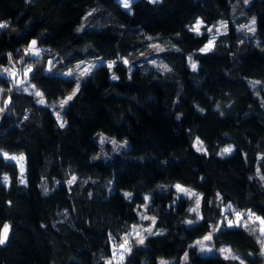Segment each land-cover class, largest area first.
<instances>
[{
	"label": "trees",
	"instance_id": "trees-1",
	"mask_svg": "<svg viewBox=\"0 0 264 264\" xmlns=\"http://www.w3.org/2000/svg\"><path fill=\"white\" fill-rule=\"evenodd\" d=\"M131 8L120 0H0V23H7L0 29V69L21 59L49 103L74 90L63 74L76 63L118 56L130 62L117 61L111 70L98 63L63 111V128L52 107L37 103L32 92L10 88L0 73L11 100L2 101L0 147L26 159L21 184L16 161L0 155V230L11 225L0 264H104L112 253L108 234L119 237L138 221L136 209L146 195L163 235L148 237L125 264H185V253L187 264H264L257 224H220L228 204L264 216V0H133ZM251 18L254 34L241 36L238 26ZM197 19L204 22L201 36L188 30ZM220 19L227 31L212 52L200 53L210 38L206 27ZM34 39L41 54L25 56ZM153 43L174 47L156 53ZM49 60L59 61L51 73L44 71ZM100 131L129 144L95 158ZM196 138L207 154L196 150ZM227 143L234 149L221 156ZM72 176L77 180L69 185ZM176 183L200 193L199 223H186L197 220L189 211L193 200L183 194L177 200ZM217 224L213 242L230 246L238 260L192 247Z\"/></svg>",
	"mask_w": 264,
	"mask_h": 264
},
{
	"label": "snow or ice",
	"instance_id": "snow-or-ice-1",
	"mask_svg": "<svg viewBox=\"0 0 264 264\" xmlns=\"http://www.w3.org/2000/svg\"><path fill=\"white\" fill-rule=\"evenodd\" d=\"M150 2L152 3H159V0H150ZM245 3H248V0H244ZM123 7L126 10L130 11V3L129 0H123ZM93 12L96 11V9L92 10ZM92 12L89 13V15H91ZM255 18H253L252 20V25L253 27L250 28V31H255L254 25H255ZM204 22L203 20L197 19V21L195 22L194 25H192L191 27L188 28L189 31L194 32L197 36H201L203 35V33L201 32V28L203 27ZM7 27V23H0V29L6 28ZM83 25L81 26L80 29H77V31H82L83 30ZM221 28L224 29V31H227V25L225 23H221ZM207 32H212L211 28L206 29ZM220 33V29H217V34ZM146 39L148 40H154L153 37H147ZM37 40H32L31 43L29 44L28 48L24 50V54L25 56L28 55H34V56H39L41 54V49L37 48ZM214 46H215V36L212 37V39H210L208 41V43H206L204 45L203 48L199 49L200 53H209L212 52L214 50ZM172 47L174 46H170V48H164L161 47L159 44L153 43L151 45V48L154 52L156 53H161V52H165V51H169ZM176 51H180V49H175ZM19 51V50H17ZM11 54H9L10 56ZM141 55H144V53H141ZM102 59V58H101ZM117 61L122 62L124 65H128L130 62L128 59L123 58V57H117V60L111 61L107 63V67L109 68V70H111L113 68V66L117 63ZM59 61L56 60L55 62L53 60H49L48 61V68L45 69L44 71L51 73L53 68L55 67V63H58ZM152 63L155 65L156 61L153 60ZM189 63L191 68L193 69V71H195L197 69V64L191 59V57H189ZM81 64H83V62H81ZM81 64H78L76 66L77 69H79V72L77 74V72L75 70H69L67 73H64L63 75H66L67 77L71 78L72 81L75 82V88L74 90L71 92L70 95L66 96L64 99L58 101V105H59V111H57L55 113L56 115V119L57 122L59 124V127L63 128L65 127L67 121L64 120L61 116V112L66 110V106L69 105V103L71 101H73L76 97L77 94L80 93L81 91V81L85 80V78H91V76L93 75V70L94 68H96V64H87L84 65L83 67H81ZM160 67H162L165 71H171L170 68H168L167 65H160ZM129 72H131V68L128 69ZM20 71L23 72V75L27 78L29 76V74L34 75V71L32 67H28L26 69V71L24 69H21ZM0 73H8L10 76L15 77L17 75V73H9L8 69L4 68V69H0ZM112 80H117L118 77L113 74L111 76ZM15 83L20 84L21 81L16 80ZM253 84V86H255L256 84H260V81H254L251 82ZM33 89H35V86H32ZM24 91H28L27 88L23 89ZM0 91H3L2 89H0ZM34 97H37L38 99L36 100L37 103L41 104V105H47L48 107H53L55 108L56 105L55 104H48V102L46 101V99L44 98V95L42 92L40 91H36L34 90L31 93ZM11 100L9 99L8 101H6L7 103H10ZM5 108H0V112H4ZM200 111L202 112L203 109H200ZM27 118V117H26ZM105 140H107V137H104L103 135H101L100 138V142L104 143ZM114 145L116 144L115 140L111 141ZM126 143V142H125ZM194 147H196V150L198 152H204L206 153V150L203 148V144L202 141H199V139L197 138L196 144L194 145ZM233 151V148L231 146L224 148L221 152L220 155L224 156L226 154H230ZM0 155H2L6 160H10V161H17L18 163L24 160V157L21 156L19 158H17L16 156H9L7 153H0ZM21 175L23 177V173H24V168L23 165L21 164ZM261 179L264 180V176H261ZM3 182L7 183L9 181V178L7 176H4L2 178ZM77 180L76 176H72L71 179H69L67 181V184L71 185L73 183H75ZM21 184L26 183L25 179L21 178L19 181ZM174 188L176 189L178 195L176 197L177 200L181 199L180 197V193H183L185 197H187L188 199H192L193 197H197L195 200V207H191L189 209L190 212H194L197 213V220L193 221V220H189L186 223L188 224H193V223H199L200 220H203L204 218L202 216H199V208H200V203H201V199L202 197H200L199 194L185 189L182 185H180L179 183H177L176 185H174ZM45 194H47V189H45ZM218 198L220 199L221 203L223 202V197H220L219 194ZM124 199L128 200V201H132L133 200V195L132 193L129 192H125L123 194ZM143 199L145 200V203L143 205H138L137 206V215L139 217L138 221L136 223H133L131 225H126V228L129 230H126L123 232L122 235H120L119 237L114 236L112 233L108 234L109 237V243L111 244V248H112V253L111 256L109 258H107L104 262V264H125L126 260H129L132 256L133 253V249L134 248H139V246H144L146 240L148 239V237L150 236H158V235H163L162 231H155L154 228L156 226V217L155 216H149L147 215V212L150 210V197L149 196H144ZM175 200L173 201V205L175 204ZM171 207V206H170ZM229 212H234L235 215V220L233 219H228V215L227 213ZM222 215V220L220 221V224H225V226L232 228V227H236V228H240V227H244V228H248L249 224L251 223L252 225H256L258 223L259 226V233H260V237H264V217H260V216H256L255 213L251 212V210H248L246 213L245 212H240V211H235L232 207L231 204H228L225 209L222 210V212L220 213ZM143 221H150V226L148 227H144L142 222ZM220 224H217L215 226H210L211 227V231L205 235L202 240H198L194 243V245H192V247H196L199 246L200 251L203 252H212L213 249L210 247H207L205 245V241H211L213 239V233L215 232H219L221 230L220 228ZM9 228L10 226L8 224H5L3 226V229L0 230V245H3L6 243V241L9 239ZM253 231H255V229H253ZM260 237H258L259 243L261 244V255L264 256V239H261ZM221 254H225L224 255V259L225 260H238L239 257L235 256L232 254V250L229 249H224L221 248L218 250ZM188 253L184 254V261L185 264H187L188 261ZM159 264H170L169 261L166 260H161L159 262ZM240 264H244V261L241 260Z\"/></svg>",
	"mask_w": 264,
	"mask_h": 264
},
{
	"label": "rangeland",
	"instance_id": "rangeland-1",
	"mask_svg": "<svg viewBox=\"0 0 264 264\" xmlns=\"http://www.w3.org/2000/svg\"><path fill=\"white\" fill-rule=\"evenodd\" d=\"M121 1V3H122V5H123V0H120ZM132 1L133 0H129V3H130V10H132V8H131V4H132ZM201 20V19H200ZM252 20H253V18H251L250 20H249V22H247V23H245V24H240L239 26H238V30H239V34L241 35V36H250V35H253L254 34V32L253 31H250L249 29L250 28H252L253 27V25H252ZM225 23L226 25H227V22L225 21V20H223V19H220V20H218V21H216V22H214V23H212V24H210V25H208L206 28L208 29V28H211L212 29V32H210V38L208 39V41L210 40V39H212V37L213 36H215V40H216V38H217V36L219 35V34H221V33H224L225 31H224V29L223 28H221V23ZM195 24V23H194ZM193 24V25H194ZM254 28H255V25H254ZM204 29V25H203V27L201 28V31ZM217 29H220V33L219 34H217ZM242 38V37H241ZM208 41L206 42V43H208ZM204 47V46H203ZM202 47V48H203ZM26 48H28V47H26ZM37 48H38V46H37ZM191 57V56H190ZM102 58V59H101ZM101 58H95V59H91V60H83V61H80V62H78V63H76L75 65H73L70 69H68L67 70V72L69 71V70H75L76 72H77V74H78V72H79V69H77L76 68V66L78 65V64H81V62H83V64H81V67H83L84 65H87V64H93V63H95L96 65L98 64V63H101V62H106V63H108V62H111V61H114V60H112V59H105V58H103V57H101ZM191 59L197 64V62L191 57ZM190 64V63H189ZM22 62H21V59H19V60H17V59H12L11 60V62L8 64V65H6V66H4L3 67V69L4 68H6V69H8V71H9V73H17V75L15 76V77H12V76H10L8 73H5V75L10 79V88H17V89H19V90H23V89H25V88H27L28 89V91L29 92H33L34 90H36V91H40L33 83H31L30 82V80L28 79V77L26 78L24 75H23V72L22 71H20L21 69H22ZM26 69H27V66H25V68H24V70L26 71ZM66 72V73H67ZM16 80H19V81H21V83L20 84H17V83H15V81ZM254 81H256V80H252V82H254ZM35 86V89H33L32 88V86ZM257 86L259 85V84H256ZM0 89H2L3 91H0V108H3L4 107V105H3V100H6L7 101V98L5 99V94H7V92L9 91V90H7V89H3V86H0ZM188 92H189V94H190V96H192V94H193V88L191 87V86H188ZM73 91V90H72ZM72 91H70L66 96H68V95H70L71 94V92ZM41 92V91H40ZM65 96V97H66ZM64 97V98H65ZM37 98V97H36ZM44 98H45V96H44ZM63 98V99H64ZM38 99V98H37ZM46 99V98H45ZM60 100H62V98L60 99ZM60 100H58V101H60ZM3 101V102H2ZM46 101H47V99H46ZM58 101H55V102H51V103H49L48 102V104H55L56 105V107L55 108H53V111H54V113H56L57 111H59L60 109H59V105H58ZM190 103H191V101H190ZM0 114H1V112H0ZM61 116H62V118H63V111L61 112ZM64 119V118H63ZM101 135H103L104 137H107V140H105V142L104 143H101L100 142V138H101ZM96 138L98 139V141H99V143H100V151H99V153L97 154V155H95V158H100V154H104V155H107V154H109V152L112 154V153H115L116 151H118V150H120V149H123V148H126L127 146H128V141L127 140H125V141H120V140H118L117 138H115L114 136H111L110 134H107L106 132H104V131H100L99 133H97L96 134ZM199 139V138H198ZM112 140H115L116 141V144L114 145L111 141ZM196 141H197V138L195 139V141H194V144H196ZM199 141H202L201 139H199ZM126 142V143H125ZM202 144H203V148L206 150V148H205V145H204V143H203V141H202ZM229 146H231L233 149H234V144H232V143H227V144H225V145H223L222 147H221V150H220V152L224 149V148H226V147H229ZM109 148L111 149L110 151H109ZM0 153H7L9 156H16L17 158H19V157H21V156H23L24 157V160L23 161H21V162H17L16 161V163L18 164V166H19V172H20V176H21V178H23V179H25L26 178V159H25V155H24V153H22V152H15V151H10V150H7V149H5V148H1L0 147ZM102 158V157H101ZM104 158H109V157H104ZM21 164L23 165V168H24V173H23V177H22V175H21V171H20V168H21ZM5 176H7L8 177V174L7 173H5ZM72 178V177H71ZM177 184V183H176ZM175 184V185H176ZM180 185H182L185 189H188V190H191V191H193V192H195V193H197V194H199L200 195V193L196 190V189H194L193 187H190V186H188V185H184V184H182V183H179ZM180 194H183V193H180ZM184 195V194H183ZM196 198L197 197H193L192 198V200H193V204H192V206L191 207H195V200H196ZM143 205V204H142ZM147 215H149V216H154V214L152 213V212H150V211H148L147 212ZM195 215H196V217H197V213H195ZM199 216H201V210H200V208H199ZM258 216H260V217H264V216H262V215H258ZM142 224H143V226L144 227H148V226H150V221H143L142 222ZM257 225H258V223H257ZM154 230L155 231H159L156 227L154 228ZM211 231V230H210ZM210 231H208V232H206L203 236H201V237H199L198 239H196L195 240V242L196 241H198V240H202V238L205 236V235H207ZM261 239H264V237H260ZM205 243V245L207 246V247H210V248H212L213 249V251L212 252H203V254H217V253H220L218 250L219 249H221V248H224V249H231V247L230 246H228V245H221V246H219V245H216L214 242H213V239L211 240V241H205L204 242ZM232 250V249H231ZM202 253V252H201ZM225 254H227V253H225ZM225 254H223V255H225ZM232 254L233 255H235V256H237V254L232 250ZM238 257V256H237ZM162 260H166V261H169V262H171L172 260H169V259H162Z\"/></svg>",
	"mask_w": 264,
	"mask_h": 264
},
{
	"label": "built area",
	"instance_id": "built-area-1",
	"mask_svg": "<svg viewBox=\"0 0 264 264\" xmlns=\"http://www.w3.org/2000/svg\"><path fill=\"white\" fill-rule=\"evenodd\" d=\"M234 210L246 213L245 209H243V208H236ZM227 215H228V219H234L235 218L234 212H229V213H227ZM114 264H115V262H114Z\"/></svg>",
	"mask_w": 264,
	"mask_h": 264
},
{
	"label": "water",
	"instance_id": "water-1",
	"mask_svg": "<svg viewBox=\"0 0 264 264\" xmlns=\"http://www.w3.org/2000/svg\"><path fill=\"white\" fill-rule=\"evenodd\" d=\"M5 224H8V225L10 226V228H9V234H10L11 225H10L8 222H6ZM5 224H4V225H5ZM4 225H3V226H4ZM3 226H2V228H1V230L3 229ZM6 242H7V241H6ZM5 244H6V243H5ZM3 245H4V244H3Z\"/></svg>",
	"mask_w": 264,
	"mask_h": 264
}]
</instances>
